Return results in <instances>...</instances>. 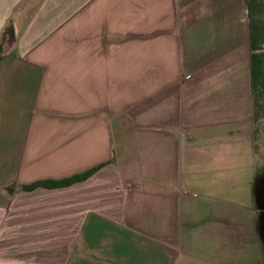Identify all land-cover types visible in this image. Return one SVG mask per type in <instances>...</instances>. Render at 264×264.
Masks as SVG:
<instances>
[{
  "label": "crops",
  "instance_id": "obj_1",
  "mask_svg": "<svg viewBox=\"0 0 264 264\" xmlns=\"http://www.w3.org/2000/svg\"><path fill=\"white\" fill-rule=\"evenodd\" d=\"M0 43V264H264L247 0H0Z\"/></svg>",
  "mask_w": 264,
  "mask_h": 264
},
{
  "label": "trees",
  "instance_id": "obj_2",
  "mask_svg": "<svg viewBox=\"0 0 264 264\" xmlns=\"http://www.w3.org/2000/svg\"><path fill=\"white\" fill-rule=\"evenodd\" d=\"M248 11L250 18V36H251V49H252V75H253V88L255 94L259 91V88L264 89V55L258 52L260 42V28L257 23L253 22L254 13L257 10L258 4L256 0H247ZM3 58L2 43H0V61ZM100 166L94 167L84 173L74 175L72 177L60 180V181H39L28 186V188H34L39 185H46L51 187L70 185L74 182L83 180L95 172Z\"/></svg>",
  "mask_w": 264,
  "mask_h": 264
},
{
  "label": "rangeland",
  "instance_id": "obj_3",
  "mask_svg": "<svg viewBox=\"0 0 264 264\" xmlns=\"http://www.w3.org/2000/svg\"><path fill=\"white\" fill-rule=\"evenodd\" d=\"M258 7L254 13L253 22L260 28V42L258 52L264 55V0H256ZM257 130L261 141H264V89L259 88L255 94ZM261 131V132H260Z\"/></svg>",
  "mask_w": 264,
  "mask_h": 264
}]
</instances>
